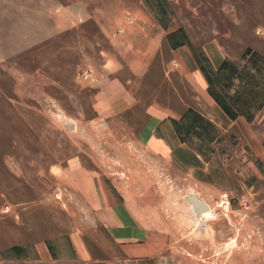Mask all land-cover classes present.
Returning a JSON list of instances; mask_svg holds the SVG:
<instances>
[{"label": "rangeland", "instance_id": "obj_1", "mask_svg": "<svg viewBox=\"0 0 264 264\" xmlns=\"http://www.w3.org/2000/svg\"><path fill=\"white\" fill-rule=\"evenodd\" d=\"M140 11L230 78L220 47L239 79L215 92L264 76V0H0V264H264V107L232 120L206 77L123 78Z\"/></svg>", "mask_w": 264, "mask_h": 264}, {"label": "crops", "instance_id": "obj_2", "mask_svg": "<svg viewBox=\"0 0 264 264\" xmlns=\"http://www.w3.org/2000/svg\"><path fill=\"white\" fill-rule=\"evenodd\" d=\"M132 15L139 21H137L138 25H136L137 27H134V33H132L130 39H128L129 37L127 38V40L129 42L132 41V43L125 48L126 54L124 66L128 67L130 70L128 69L125 72L123 78H148V73H150L152 68L160 67L163 68L164 71V76L162 78H185L190 84L194 86L198 85L201 92L205 91V76L190 49L186 47H172L170 43L168 44V42L165 41L166 34L164 33V30L158 27L155 29V34L153 32H144L146 31L144 29V11L132 12ZM153 30L154 29H152V31ZM167 45H169V47H167ZM164 49L167 51V59L162 57ZM204 50L208 54L210 51L211 61L215 66H221L224 62V54L219 46H211V48L205 46ZM169 66H173V70L165 71V68ZM138 70L139 74L137 73ZM113 78H116V76H113ZM151 110L150 113L156 123L163 121L165 117L175 119L178 114L175 107L172 108L155 105L151 107ZM168 124L165 126L168 127ZM125 239L126 238H124V240ZM125 242L128 243L130 241H127L126 239ZM133 249V246L124 248V251L127 253L124 259L133 258ZM135 249H138L137 251L140 253L139 256L144 257V259L148 258L154 251L153 247L147 245H144V247H141L140 249Z\"/></svg>", "mask_w": 264, "mask_h": 264}, {"label": "trees", "instance_id": "obj_3", "mask_svg": "<svg viewBox=\"0 0 264 264\" xmlns=\"http://www.w3.org/2000/svg\"><path fill=\"white\" fill-rule=\"evenodd\" d=\"M249 55L251 57L250 61L264 64L263 56L252 52H249ZM202 70L209 84L210 94L230 119L236 120L241 116L251 119L255 112L260 111L264 107V76L260 79L250 74L247 78H240L241 82L234 94L225 96L222 93L215 92L213 88L217 83L221 84L224 81L234 82L239 79L236 78L239 72L237 73V70H234L227 62H224L219 67L218 74L223 76L229 73V76L232 75L230 78H213L205 68Z\"/></svg>", "mask_w": 264, "mask_h": 264}, {"label": "bare ground", "instance_id": "obj_4", "mask_svg": "<svg viewBox=\"0 0 264 264\" xmlns=\"http://www.w3.org/2000/svg\"><path fill=\"white\" fill-rule=\"evenodd\" d=\"M193 201L195 202V200H198V202H205L204 200H200L196 197H192ZM206 203V202H205ZM197 211L200 212L203 216H209L211 214V211H205L203 209L200 208V206H198V204H195ZM204 212V213H203Z\"/></svg>", "mask_w": 264, "mask_h": 264}, {"label": "water", "instance_id": "obj_5", "mask_svg": "<svg viewBox=\"0 0 264 264\" xmlns=\"http://www.w3.org/2000/svg\"><path fill=\"white\" fill-rule=\"evenodd\" d=\"M194 204H198L203 210L207 209V205L205 202H198V200H195Z\"/></svg>", "mask_w": 264, "mask_h": 264}]
</instances>
